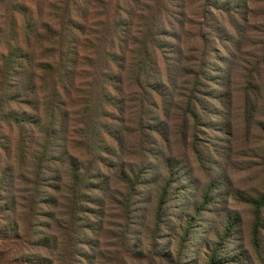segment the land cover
Returning <instances> with one entry per match:
<instances>
[{"label": "rangeland", "instance_id": "374dc122", "mask_svg": "<svg viewBox=\"0 0 264 264\" xmlns=\"http://www.w3.org/2000/svg\"><path fill=\"white\" fill-rule=\"evenodd\" d=\"M97 1L100 14L111 18L119 16L118 9L123 6L119 2H128L135 14L130 40L143 39L146 20L161 33L152 27L153 39L158 38L160 47L145 51L136 45L132 47L135 53L114 49L118 61L106 62L107 77L95 69L80 83L81 88H93V98L103 87L114 96L112 105L103 102L112 118L102 121H114L113 127H121L125 135H136L141 124L145 137L143 126L146 128L147 139L153 142V157L145 161L148 168L135 192L128 226L123 212L108 201L111 192L98 194L106 217L92 218L98 231L87 232L89 239L82 237L81 242L88 243L76 264H177L168 260L175 258L189 221L194 231L179 264H206L220 244L221 264H264V208L262 226L254 237V207L248 202L249 197L256 199L264 192V0ZM163 42L167 47L161 46ZM205 47L211 70L197 86V124L190 123L183 136L179 130L182 108L187 89L194 88L192 72L205 58ZM93 52L82 48L85 55ZM142 54L158 65L160 84L154 80L151 86L139 88L133 80L129 66ZM93 59L99 60V54ZM85 69L90 71L88 66ZM150 128L159 132L154 139L149 138ZM3 166L2 155L0 177ZM171 168L176 169L175 183L158 212ZM110 185L125 193L113 181ZM209 189L210 201L203 206L204 191ZM158 216L161 221L155 232ZM229 227L232 230L227 233ZM121 242L126 243L129 257L114 259L124 253L119 249ZM5 251L0 246V264H21L13 254L4 261Z\"/></svg>", "mask_w": 264, "mask_h": 264}, {"label": "trees", "instance_id": "16d2710c", "mask_svg": "<svg viewBox=\"0 0 264 264\" xmlns=\"http://www.w3.org/2000/svg\"><path fill=\"white\" fill-rule=\"evenodd\" d=\"M98 2L0 0V159L4 157L0 246L7 250L4 261L13 254L21 264H76L88 243L81 242L82 237L89 239L87 232L98 231L92 218L106 217L100 193L111 192L108 201L123 212L129 224L135 192L148 168L145 161L153 157V142L147 139L144 126L143 137L141 124L136 135H125L121 127H113L114 121H102L112 118L103 102L112 105L114 96L103 87L93 98V88L88 86L86 90L80 83L95 69L107 77L106 62L118 61L114 49L135 53L132 47L136 45L148 51L160 44L152 35V27L158 33L156 26L147 20L143 39L130 40L129 27L135 14L128 2H119L123 5L118 9L119 16L112 18L100 14ZM166 43L161 46L167 47ZM83 47L93 54H83ZM202 49L205 58L196 63L197 70L192 72L196 82L193 89H187V102L182 108L179 130L183 136L190 130V123L197 124V86L211 70L208 48ZM97 54L99 60L95 61L93 56ZM87 66L90 71L85 69ZM129 67L139 88L151 86L154 80L158 84L162 81L158 65L146 54ZM155 134L159 132L150 128L149 138L154 139ZM125 156L132 158L125 160ZM261 165L264 169V157ZM168 172L158 212L176 179L175 168ZM111 181L125 193L112 188ZM211 192L204 191L203 206L209 203ZM248 202L254 207L253 235L257 237L262 226L264 192L256 199L249 197ZM199 211L198 206L195 214ZM160 221L158 216L155 232ZM231 230L229 227L227 233ZM192 231L194 224L189 221L175 258L168 261L179 264ZM126 248L121 242L119 249L125 255L121 252L114 259L129 257ZM220 249L221 244L212 250L206 264H221Z\"/></svg>", "mask_w": 264, "mask_h": 264}]
</instances>
